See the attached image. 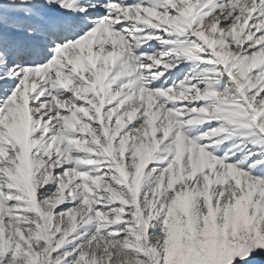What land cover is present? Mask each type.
I'll return each instance as SVG.
<instances>
[{"label":"snow or ice","instance_id":"obj_1","mask_svg":"<svg viewBox=\"0 0 264 264\" xmlns=\"http://www.w3.org/2000/svg\"><path fill=\"white\" fill-rule=\"evenodd\" d=\"M0 264H264V0H0Z\"/></svg>","mask_w":264,"mask_h":264}]
</instances>
